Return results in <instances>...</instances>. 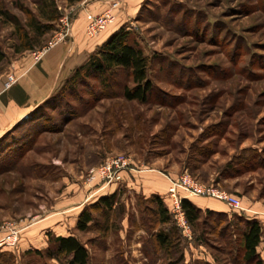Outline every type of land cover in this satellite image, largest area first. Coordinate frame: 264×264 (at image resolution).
<instances>
[{"label": "rangeland", "instance_id": "rangeland-1", "mask_svg": "<svg viewBox=\"0 0 264 264\" xmlns=\"http://www.w3.org/2000/svg\"><path fill=\"white\" fill-rule=\"evenodd\" d=\"M83 1L0 0L6 56L0 72L15 53L35 57L56 39L59 20L37 36L33 18L44 24L56 10L71 24ZM123 25L148 56L153 90L147 103L121 96L129 79L120 69L107 85L80 75L75 93L58 88L0 145V228L10 222L19 228L15 264H65L47 256V234L55 233L42 224L54 221L61 207L98 198L101 190L109 194L113 184L117 195L109 216L94 211V229L68 231L86 247L88 264H227L219 229L201 233L202 222H217L216 216L204 213L197 226L182 228L169 197L171 224H159L151 195L126 186L123 177L131 168L187 175L238 197L249 216L254 214L247 207L264 209V0H145ZM25 42L33 48L15 52ZM40 127L20 162L6 168ZM118 158L133 164L120 172V181L104 182L101 168ZM223 207L221 226L238 223V212ZM64 215L71 221V214ZM170 227L179 239L177 252L166 254L153 239Z\"/></svg>", "mask_w": 264, "mask_h": 264}, {"label": "trees", "instance_id": "trees-1", "mask_svg": "<svg viewBox=\"0 0 264 264\" xmlns=\"http://www.w3.org/2000/svg\"><path fill=\"white\" fill-rule=\"evenodd\" d=\"M59 18V14L56 10H52L49 15H47L46 23L44 24L37 22L36 18H33L31 25L33 26L35 35L40 36L47 31L53 30L54 23H56ZM32 48L33 45L29 42H25L21 49L15 48V52L30 50ZM5 57V53L0 47V63L3 62ZM117 69L125 73L130 83H125L121 87V96L128 101L147 103L153 90L152 81L148 77V56L143 53L137 43L131 40L125 25H121L102 44L92 51L83 64L73 69L71 74L62 82L59 88L61 90L69 89L71 93H75L78 81L82 77L96 78L107 85L109 80L108 76L116 73ZM82 71H84V74H81ZM80 75H82V77L79 78ZM80 81L82 82L83 79ZM47 100L39 105L31 114H34L39 107L47 102ZM21 123L0 140V145L22 125ZM38 129L39 131L35 132L30 140L18 148L20 151H17L15 156H13L12 163L7 165L6 168L11 170L15 163L18 164L20 162L19 158L32 147L31 145L37 140L36 137L38 133L42 131L41 127ZM25 131L30 132V129ZM15 143L19 142L17 141ZM2 152L1 156L3 158H9L8 153L5 154V151ZM2 169L3 166L0 167V170ZM168 188L165 195L156 193L150 194L151 200L155 206L153 213L156 215L159 224L163 225H170L172 221L170 214L171 202L168 200ZM178 193L183 195V192L180 190H178ZM116 195L117 191L114 190L109 194L99 196L94 202L84 206L77 216L75 228L79 231H90L94 229L96 227V219L93 216L94 211H101L103 215L108 217L109 212L116 203ZM193 198L208 200L207 197L202 196H184L180 199V208L187 225L191 228L197 226L204 213L216 216V219H218L217 222H202V227L204 229H202L201 233L205 231V233L211 232L215 228L219 229L220 235L217 237V240L224 245L223 248L219 249V252L225 253L229 257L225 259L227 264H264V223H261L256 218L248 217L242 211L236 210L240 216L238 223H225L222 227L223 218L227 215L226 211H218L211 208L204 209L198 206L194 200H192ZM103 229H105V225ZM47 236L48 245L46 253L50 259L63 261L65 264H88V251L75 236H52L50 232H48ZM200 238L201 236L197 235V239ZM178 239L177 230L170 227L169 230L166 231L159 230L154 235L153 241L164 253L172 254V251L175 253L177 252ZM205 241L208 240L205 239ZM261 244H263V256L258 251V247ZM35 252L40 254L39 250H35ZM15 262L13 249L0 251V264H15Z\"/></svg>", "mask_w": 264, "mask_h": 264}, {"label": "crops", "instance_id": "crops-1", "mask_svg": "<svg viewBox=\"0 0 264 264\" xmlns=\"http://www.w3.org/2000/svg\"><path fill=\"white\" fill-rule=\"evenodd\" d=\"M144 1L84 0L70 18L69 36L65 42L50 49L40 59H36L28 51L15 53L6 71L0 72V140L14 127L23 122L39 105L50 98L62 82L71 74L73 69L83 64L92 51L129 18H132ZM113 4H115L113 7L115 15L113 22L96 36L92 38L86 36V14H99L110 8ZM11 72L17 77V82L10 88L4 89L3 82L5 75ZM173 177V175L161 174L153 169L147 171L131 168L129 172L124 174L123 180L126 182L128 188L147 194L156 193L165 195ZM116 188V184H113L108 193L113 192ZM98 190L101 189L98 188ZM101 191H99L100 194L97 197L105 195ZM180 191L183 192L182 190ZM96 199L88 202L85 201L84 203H82L83 200H77L65 209L61 207L59 208L60 210L58 209L61 214H57L54 221H45L46 224L42 225H45V228H51L56 236L72 235L68 231L70 228L75 227L79 212L85 205L94 202ZM192 200L204 209L211 208L224 211L223 203L218 200V202L200 198H193ZM241 210L245 211L246 208L241 205ZM247 210L250 211L249 213L254 214L249 216L244 212L248 217L256 218L261 223H264L263 208L247 207ZM63 214H71V221H65V215L63 216ZM20 251H25V248H19ZM258 251L263 256V244L258 247ZM14 254L15 260H18L20 253Z\"/></svg>", "mask_w": 264, "mask_h": 264}, {"label": "built area", "instance_id": "built-area-1", "mask_svg": "<svg viewBox=\"0 0 264 264\" xmlns=\"http://www.w3.org/2000/svg\"><path fill=\"white\" fill-rule=\"evenodd\" d=\"M115 4H113L110 8L104 10L103 12L93 15L88 13L86 15V24H85V33L88 37L92 38L96 36L99 32L103 31L111 22L114 20V14L112 9ZM60 21V30L58 31V35L56 39L50 42L49 46L43 48L42 51L36 52L34 54L35 58L38 59L45 52L49 50L53 45L58 42L63 41L69 35V18L67 16H63L59 19ZM17 82V77L13 73H9L5 76V80L3 82V88L8 89L12 85ZM132 161L130 158H118L115 160H111L104 164L101 168L102 180L106 183L109 182H117L121 180L120 172L128 168L129 165H132ZM178 190H182L184 192L183 195L178 193ZM168 195L172 200V211L177 217L178 224L182 228H187L188 225L183 217V212L180 208V199L184 196H210L216 198L218 201L229 205L235 210H241V202L238 197L229 194L223 190L214 187H208L197 182L191 180L187 175H181L177 178L171 180L170 186L168 188ZM19 235V228L15 224V222H10L5 224L0 228V251L7 249H14L17 245Z\"/></svg>", "mask_w": 264, "mask_h": 264}]
</instances>
